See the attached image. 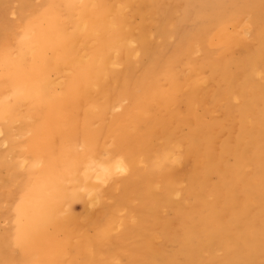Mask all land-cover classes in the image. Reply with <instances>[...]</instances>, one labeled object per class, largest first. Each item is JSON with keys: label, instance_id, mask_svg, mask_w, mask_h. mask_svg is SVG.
Listing matches in <instances>:
<instances>
[{"label": "bare ground", "instance_id": "6f19581e", "mask_svg": "<svg viewBox=\"0 0 264 264\" xmlns=\"http://www.w3.org/2000/svg\"><path fill=\"white\" fill-rule=\"evenodd\" d=\"M243 8L46 0L0 33V134L25 137L30 155L27 173L9 170L25 222L0 264H196L214 247L225 256L208 264H264V92L251 61L264 35Z\"/></svg>", "mask_w": 264, "mask_h": 264}, {"label": "rangeland", "instance_id": "374dc122", "mask_svg": "<svg viewBox=\"0 0 264 264\" xmlns=\"http://www.w3.org/2000/svg\"><path fill=\"white\" fill-rule=\"evenodd\" d=\"M233 3H237L240 5L241 1L242 4L250 3V8H243L245 11L243 13L244 17H251L256 22L257 25H253V31L257 30L258 24L263 26L262 34L264 35V0H228ZM46 4V0H0V33L8 32L9 30L13 29L17 25H19L17 32L21 30V25L23 22L27 20H31L33 17L32 15L36 11V9L42 8ZM194 7H200V3H194ZM243 7V6H242ZM41 10V9H40ZM48 10V9H47ZM45 10V11H47ZM191 12L195 14V8L191 9ZM131 16V14H129ZM27 21V22H28ZM196 25L195 22L189 20L186 22L183 27L184 29H188L189 31L193 30L194 26ZM1 39V36H0ZM176 42H178L176 40ZM215 51L217 52L214 57H218L223 55L222 52H218L221 48L219 45L213 46ZM252 50H264V39H256L255 36L252 40ZM238 52H242L239 50ZM200 56V55H199ZM201 57H198L200 60ZM251 59V58H250ZM253 65H257L261 69V80L255 79V92H264V57L257 61L252 60ZM206 77L210 78L209 85L214 84L213 80V73L210 70L204 71ZM252 77V76H251ZM255 77V74L253 75ZM254 79V78H253ZM248 100H252V97ZM243 101L240 99L238 104H242ZM220 115V114H219ZM183 133L187 134L190 133V129L186 126L183 127ZM24 159H26V163L23 165ZM30 159V155L27 152V147L25 145V137L16 135L14 141H5L4 134H0V160L5 161V165L0 166V252L4 250V240L9 235V232L15 228V226L19 223L25 222V217L21 216V212L14 208L16 203V199L19 193V184L20 178L18 179L19 183H14L10 181V172L9 170L13 171L16 167L18 168V172L20 174H25L29 171L28 169V162ZM229 165L234 166L236 161L233 157H229L228 159ZM23 167V168H22ZM180 171L187 175L189 172V167L187 164H182L180 167ZM21 177V176H20ZM220 178L219 173L212 175L211 179L213 183H217L218 179ZM83 204V203H82ZM83 206V205H82ZM81 206V202H75L73 205V210L84 212ZM77 212V213H78ZM79 214V213H78ZM163 219H174V213L171 210L167 212H162ZM162 247L174 251L177 250L178 245L172 243L168 240L161 241ZM9 246L12 251L17 253V249L19 247V240L16 236L9 242ZM216 256L218 258H223L225 253L219 249L218 247H214L213 251L211 250H202L198 255H196L195 259L197 261L196 264H208L211 257ZM125 259V257H124ZM123 259V261H124Z\"/></svg>", "mask_w": 264, "mask_h": 264}]
</instances>
